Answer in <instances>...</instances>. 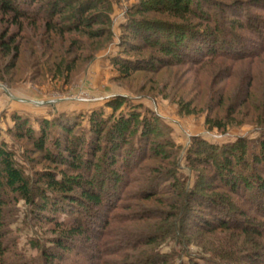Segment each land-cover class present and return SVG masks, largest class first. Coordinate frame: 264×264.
Segmentation results:
<instances>
[{
	"label": "trees",
	"instance_id": "1",
	"mask_svg": "<svg viewBox=\"0 0 264 264\" xmlns=\"http://www.w3.org/2000/svg\"><path fill=\"white\" fill-rule=\"evenodd\" d=\"M112 2L0 0V15L18 29L17 33H10L9 29L0 31V54L11 55L14 60L8 66H15L22 47L16 38L18 34L24 37L29 27L35 36L38 32V65L44 64L39 57H45L44 65L53 74L69 75L77 60L89 59L96 52L83 38L94 41L108 34ZM127 16L124 27L128 30L126 36L131 40L126 42L131 48L126 43L122 45L123 55L126 56V50L141 49V45H134L132 41L140 39L144 48L163 56L156 57L154 62L116 55L111 62L124 76L141 69L152 70L156 62L160 66L188 64L206 71L211 64L221 65L224 61L242 64L264 54V0L223 3L220 0H138ZM98 25L105 29H95ZM259 59L256 65L264 62V57ZM223 71L229 77L230 69ZM249 76L244 91L241 90L242 103L251 95L252 72ZM258 85H262L260 80ZM222 97L219 94L218 105L223 103ZM106 106L110 113L103 109L91 111L86 126L81 125L79 114L60 113L50 120L40 119L38 129L32 128L27 118L13 115L10 133L28 141L34 152L54 167L28 176L17 163L14 152L0 143V264L36 263L18 251L10 229L20 200L32 207L34 222L39 226L48 225L45 230L52 234L46 243L31 240L30 246L38 251L40 264H82L69 259V254L74 253H83L86 264H224L221 261L236 264L230 260L234 251H225L224 255L214 251L211 256L199 257L201 261L192 256L187 262H177L176 249L161 252L157 246L168 240L180 248L186 245L184 221H190L193 229L241 225L213 190H223L230 200L231 196H241L264 216V130L259 138L238 137L225 144L196 138L186 154V164L190 170L202 167L212 177L194 170V181L188 185L187 177L178 174L176 147L156 114L141 112L140 106L131 105L125 96H115ZM231 114L229 107L224 117L207 115L205 123L211 129L225 132L233 123ZM149 158L157 164H145ZM28 160L35 163L32 158ZM205 180H217V183L203 186ZM137 201L142 202L141 208L153 201L168 208L160 217L161 225L168 222L165 218L176 219L165 223L162 233L128 234L122 224L134 216L132 210ZM141 213L142 219L149 221L155 212L146 208ZM200 221L204 226L198 224ZM259 221L264 223V218ZM257 227L240 229L245 234L264 235ZM87 230L96 236V245H86L90 237ZM76 247L81 252H76ZM139 247L144 250L139 256L128 252H138ZM248 254L252 255L253 251Z\"/></svg>",
	"mask_w": 264,
	"mask_h": 264
},
{
	"label": "rangeland",
	"instance_id": "2",
	"mask_svg": "<svg viewBox=\"0 0 264 264\" xmlns=\"http://www.w3.org/2000/svg\"><path fill=\"white\" fill-rule=\"evenodd\" d=\"M220 1L223 3L235 0ZM137 2L138 0H113L112 11L109 13L110 22L107 26L108 34L94 41L83 38L85 44L96 52L89 59L77 60L74 71L69 75L53 74L52 70L44 65L45 57H39L44 64L38 65V32L35 36L33 29L29 27L24 37L18 34L19 37L16 38V42H19L22 47L19 57L15 59V66H8L14 60L11 55L3 57L0 54V143H5L7 148L14 152L17 163L23 167L26 175L31 176L34 171L54 166L43 160L39 153L34 152L28 141L15 138L10 133L14 125L13 115L17 114L27 118L30 126L38 129L37 122L40 119L50 120L60 113L79 114L82 118L81 125L86 126L87 116L91 111L103 109L105 113H110L111 110L106 106V102L115 96H125L128 103L140 106L141 112L147 110L159 117L162 125L166 127L165 132L168 139H171L176 147L178 174L182 178L187 177L188 185L194 181V170L201 172L205 177L207 175L212 177L210 171L202 167L190 170L186 164V154L190 146L196 143V138H202L210 143L225 144L235 141L238 137L247 139L260 137L264 130V62L256 64L260 57H264V54L250 61L246 60L242 64L225 61L221 62V65L211 64L206 71H199L188 64L160 66L156 65L158 63L156 62L155 65L152 64L154 67L152 70L147 68L132 71L128 76L120 74L111 62L116 55L150 59L154 62L157 61L156 57L163 56L149 48H144L140 39L132 41L134 45H141V49L137 50L139 48L137 47V49L133 48L134 50H126V56L123 55L122 45L126 43V46L131 48V44L126 42L131 39L126 36L128 30L124 24L128 21L127 14L130 7ZM149 17L159 18L160 16L151 15ZM95 27L97 30L105 29L102 25ZM6 29H9L10 33H17L18 30L15 25L11 26L6 17L0 15V31ZM26 38H29V41ZM33 43L37 44L32 46ZM225 69H230L229 77L225 76L223 71ZM251 72L254 77L251 84L253 85L250 90L251 95L247 101L242 103L241 90L244 91L245 80L250 77ZM259 80L262 83L260 87ZM219 94H223L220 99L223 101L221 105H218ZM229 107L233 123L225 132L218 131L216 128L211 129L206 125L207 115L222 118ZM30 158L34 159L36 164L31 163L28 160ZM144 163L157 164L155 159L150 158ZM213 183H217V180L211 182L205 180L203 186L209 187ZM213 191L215 194L219 193L223 207L236 216L242 222L241 225L235 228L213 230L206 227L193 229L190 221H184L186 245L180 248L174 241L168 240L156 245L158 249L161 252L176 249L179 252L177 262H187L192 256L201 261L199 257L211 256L215 252L224 255L225 251H234L230 260H235L236 264H264V235L260 233L259 237L245 234L240 229L256 225L264 233V223L261 224L259 221L264 216L251 208L241 196H231L230 200L224 195L223 190ZM137 202L138 205L132 210L134 215L132 219L122 224V227H127L125 231L128 234H147L154 231L162 233L163 229H166L165 223H173L172 221L176 219L165 218L168 222L161 225L160 217L164 210L169 211L168 208H164L155 201L148 202L141 208V201ZM146 208L155 212L149 221L142 219L141 212ZM32 215V207L20 200L16 207L15 218L10 223V229L18 251L33 258L36 261L35 264H40L38 251L30 246L31 240L39 239L41 243H46V238L51 237L52 234L45 230L48 225L39 226L34 222ZM89 219L94 220L90 216ZM198 224L205 223L200 221ZM86 233L90 236L86 245H96V236L94 237L92 231L87 230ZM176 233L179 232L176 231ZM113 238L118 237L113 236ZM141 249L139 247L138 252L131 250L128 252L139 256L141 251H144ZM74 250L81 252L78 247ZM249 251H253V254L249 255ZM69 259H76L86 264L83 253L69 254ZM221 262L235 264L231 261Z\"/></svg>",
	"mask_w": 264,
	"mask_h": 264
}]
</instances>
